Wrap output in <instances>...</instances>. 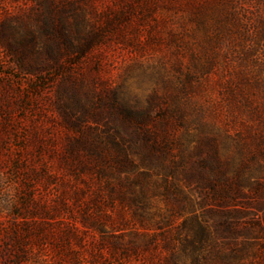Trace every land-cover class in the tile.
Segmentation results:
<instances>
[{"label":"rangeland","instance_id":"rangeland-1","mask_svg":"<svg viewBox=\"0 0 264 264\" xmlns=\"http://www.w3.org/2000/svg\"><path fill=\"white\" fill-rule=\"evenodd\" d=\"M184 79L224 130L264 118V0H0V264L149 262L120 250L141 233L70 194L94 177L81 144L113 154L125 132L112 96L130 108ZM240 88L258 118L229 97Z\"/></svg>","mask_w":264,"mask_h":264},{"label":"trees","instance_id":"trees-1","mask_svg":"<svg viewBox=\"0 0 264 264\" xmlns=\"http://www.w3.org/2000/svg\"><path fill=\"white\" fill-rule=\"evenodd\" d=\"M112 20L105 16L107 28ZM164 87L130 108L112 96L125 132L117 130L113 154L106 145L81 144L95 156L80 158V171H91L101 186L92 191L89 177L71 198L88 193L96 208L113 211L117 225L141 233L140 245L120 249L126 258L146 251L147 264H264V118L232 133L197 105L190 80ZM239 91L229 97L258 118L252 96ZM155 251L163 253L159 262Z\"/></svg>","mask_w":264,"mask_h":264}]
</instances>
